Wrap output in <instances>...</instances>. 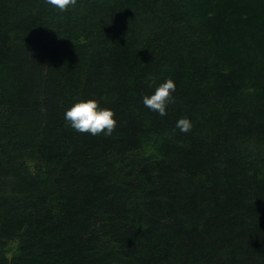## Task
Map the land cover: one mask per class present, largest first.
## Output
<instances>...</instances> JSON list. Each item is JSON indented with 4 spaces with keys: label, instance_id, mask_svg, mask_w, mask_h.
<instances>
[{
    "label": "trees",
    "instance_id": "trees-1",
    "mask_svg": "<svg viewBox=\"0 0 264 264\" xmlns=\"http://www.w3.org/2000/svg\"><path fill=\"white\" fill-rule=\"evenodd\" d=\"M0 264H264V0H0Z\"/></svg>",
    "mask_w": 264,
    "mask_h": 264
},
{
    "label": "clouds",
    "instance_id": "clouds-1",
    "mask_svg": "<svg viewBox=\"0 0 264 264\" xmlns=\"http://www.w3.org/2000/svg\"><path fill=\"white\" fill-rule=\"evenodd\" d=\"M77 2L78 0H48L49 5L61 11L69 7H75ZM149 87H151V84H149ZM175 91V82L169 78L160 83L154 93L144 95L143 103L150 111L163 117L167 115L169 105L175 102L173 96ZM64 119L73 130L92 136H111L117 125L114 110L101 107L100 102L96 99L75 102L70 108L66 109ZM175 127L180 132L187 133L191 131L193 125L188 117H183L178 119Z\"/></svg>",
    "mask_w": 264,
    "mask_h": 264
},
{
    "label": "rangeland",
    "instance_id": "rangeland-1",
    "mask_svg": "<svg viewBox=\"0 0 264 264\" xmlns=\"http://www.w3.org/2000/svg\"><path fill=\"white\" fill-rule=\"evenodd\" d=\"M143 153H145L146 156H149L150 154H152V150L149 147H147L143 151ZM15 247H16V245L14 243H10L7 245L6 250H7V256L8 257H10L14 253Z\"/></svg>",
    "mask_w": 264,
    "mask_h": 264
}]
</instances>
